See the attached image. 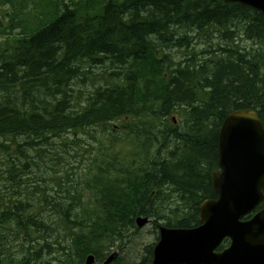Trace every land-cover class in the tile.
I'll use <instances>...</instances> for the list:
<instances>
[{
	"label": "trees",
	"instance_id": "1",
	"mask_svg": "<svg viewBox=\"0 0 264 264\" xmlns=\"http://www.w3.org/2000/svg\"><path fill=\"white\" fill-rule=\"evenodd\" d=\"M25 1L0 0L16 9L6 21H18L0 25L15 41L13 50L0 53V185L6 189V182L27 172L36 175L34 156L50 153L56 136L113 121L128 122L123 128L134 149L137 127L146 154L134 162L138 166L118 157L88 172L84 180L93 190L94 209L68 192L57 199L18 191L0 202V264H82L89 253L109 261L100 249L135 228L138 216L163 218L157 202L165 186L188 206L163 224L197 225L200 202L216 197L211 173L223 119L233 110L253 109L264 123V16L222 0H78L75 8L43 0L38 15L24 18ZM190 30L204 34L210 46L218 32L255 47L226 46L200 59L196 55L206 51L191 48L176 61L168 48H186ZM105 63L113 65L94 74L102 82L80 100L77 81H90L80 66L92 70ZM178 110L180 125L173 128L170 121L165 129L162 122ZM46 174L56 178L51 170ZM262 192L259 207L264 187ZM77 248L75 260L70 252Z\"/></svg>",
	"mask_w": 264,
	"mask_h": 264
},
{
	"label": "rangeland",
	"instance_id": "2",
	"mask_svg": "<svg viewBox=\"0 0 264 264\" xmlns=\"http://www.w3.org/2000/svg\"><path fill=\"white\" fill-rule=\"evenodd\" d=\"M69 7L75 8L74 3L78 0H63ZM15 7L8 3L0 5V25L7 26L14 24L18 21H6L8 19V14H12L15 11ZM43 10V0H26L24 8L20 15L24 18H31L38 15ZM22 24L34 25L42 21H19ZM44 23L47 21H43ZM179 32L182 30L178 29ZM221 34V33H220ZM188 35L191 38V42L188 43L186 48L169 47L168 51L171 55L175 56V60L184 59L189 53L188 49L193 48L195 52L199 53L204 50L206 53L202 55H196L197 58L202 56L212 55L214 52L220 53L222 49L226 46H238L241 50H251L255 45L251 40L245 39L243 37H237L233 35L230 40L226 35L220 36L218 32H214L210 40L212 45L210 46L204 36L198 30L188 31ZM222 35V34H221ZM225 40H227V44ZM237 43V44H236ZM15 41L13 36H7L1 33L0 29V53L4 51L13 50ZM220 46V47H218ZM113 64L105 63L102 67L93 68L92 70H87L91 66L86 67L80 66L82 70L86 71V75L90 78L88 82L85 79L84 82L77 81L78 86L82 89V93L76 92V95L80 100L83 94L88 90L93 89L97 83L102 82L101 76H94L96 73H100L106 70V66L111 67ZM92 77H95L92 81ZM94 82V84H92ZM181 111H174L169 114L167 118L162 122L165 129H168L171 125L176 128L182 122V117L180 119ZM49 115V112H47ZM174 119L175 122L170 121ZM128 123V122H127ZM127 123L119 121H113L112 126L102 125L97 126L87 130H77L75 133H66L63 136H56L51 141L53 144L49 148L50 153H45L44 151H39L35 156L34 160L39 164V171L36 169V175L27 172L21 176V179H16L14 182H6L5 186L0 185V202H7L14 193L20 192L23 196L31 193H43L49 194L52 197L61 198L63 195H67V192L71 195H78L86 203L91 195V189H87V184L85 182L88 172H93L97 165L103 166L107 161L114 160L118 157L123 158L128 162H140L143 158V149H145V139H143L141 132L138 128H135L133 135V141L136 148H131V145L126 141L128 134L123 126ZM137 126H140L138 124ZM161 127V124H160ZM183 146V145H182ZM14 146L11 145V149ZM28 148V147H25ZM9 149V151H11ZM151 154V153H148ZM154 155V154H152ZM138 166V163H134ZM51 167V168H50ZM56 173V178L49 177L46 173L50 172ZM43 173L41 176L40 173ZM100 179H103L100 176ZM158 209L162 214L163 218H153L152 222L147 223L141 228L128 229L122 231L119 236V240H114L112 243L107 244L104 248L100 249L104 253L105 257L107 255L116 254L107 262H98L94 259L92 264H110L115 259L118 258L115 264H133L140 262L145 256L150 259L151 255L148 250H152L153 244L157 241L158 230L157 225L163 224L167 217L175 221L180 215L185 214L186 207L188 206L186 199H181L180 195L172 191L169 187L165 186L160 190L159 199L157 202ZM88 206L91 209L95 208V205L90 201ZM151 219V218H150ZM70 225V224H69ZM73 226V225H70ZM68 245L70 240L64 241ZM228 244L222 242L220 248L226 247ZM71 246L77 247V243ZM73 259H78L79 253L77 248L76 252H70ZM92 254V253H91ZM94 255V254H92ZM85 255L83 263L85 264ZM109 259V258H108Z\"/></svg>",
	"mask_w": 264,
	"mask_h": 264
},
{
	"label": "water",
	"instance_id": "3",
	"mask_svg": "<svg viewBox=\"0 0 264 264\" xmlns=\"http://www.w3.org/2000/svg\"><path fill=\"white\" fill-rule=\"evenodd\" d=\"M223 1L241 3L264 15V0ZM217 166L212 173L217 197L200 203L201 223L158 226L152 259L145 264H264V206L242 219L263 199L264 125L254 110H234L224 118L218 133ZM146 221L137 218V226ZM225 237L230 239L229 246L215 251ZM93 260L89 255L85 264Z\"/></svg>",
	"mask_w": 264,
	"mask_h": 264
},
{
	"label": "bare ground",
	"instance_id": "4",
	"mask_svg": "<svg viewBox=\"0 0 264 264\" xmlns=\"http://www.w3.org/2000/svg\"><path fill=\"white\" fill-rule=\"evenodd\" d=\"M171 122H175V120L172 119ZM110 126H112V123L110 124ZM173 148H174V147H173ZM263 187H264V186H263ZM137 218H146V219H147L146 223H145L143 226H145V225H146L147 223H149V222L153 223V222H152V218L150 219V218H147V217H145V216H138ZM137 218H136V219H137ZM136 219H135V226H137ZM143 226H142V227H143ZM137 227H138V226H137ZM113 254H114V253H113ZM89 255H92V254L89 253L87 256H89ZM111 255H112V254H111ZM87 256H86V257H87ZM109 256H110V255H108L107 258H108ZM114 256H116V254H114ZM107 258H106V259H107ZM36 259H37V258H36ZM85 259H86V258H85ZM106 259H105V260H106ZM105 260H104V261H105ZM98 262H99V261H98ZM106 262H107V261H106Z\"/></svg>",
	"mask_w": 264,
	"mask_h": 264
},
{
	"label": "flooded vegetation",
	"instance_id": "5",
	"mask_svg": "<svg viewBox=\"0 0 264 264\" xmlns=\"http://www.w3.org/2000/svg\"><path fill=\"white\" fill-rule=\"evenodd\" d=\"M225 240H226V239H224L222 242H225ZM222 242H221L220 244H222ZM220 244H219V245H220ZM227 244H228V242H227ZM219 245L215 248V251H220V250L223 249V248H220Z\"/></svg>",
	"mask_w": 264,
	"mask_h": 264
}]
</instances>
